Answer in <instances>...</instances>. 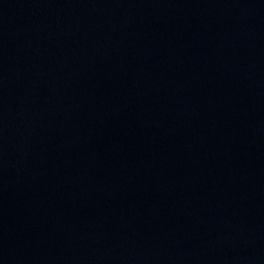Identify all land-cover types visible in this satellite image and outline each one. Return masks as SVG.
Listing matches in <instances>:
<instances>
[{"label": "water", "instance_id": "1", "mask_svg": "<svg viewBox=\"0 0 264 264\" xmlns=\"http://www.w3.org/2000/svg\"><path fill=\"white\" fill-rule=\"evenodd\" d=\"M0 264H264V0H0Z\"/></svg>", "mask_w": 264, "mask_h": 264}]
</instances>
